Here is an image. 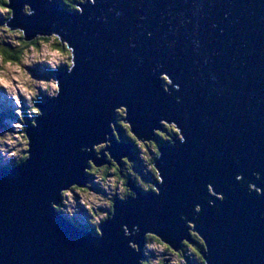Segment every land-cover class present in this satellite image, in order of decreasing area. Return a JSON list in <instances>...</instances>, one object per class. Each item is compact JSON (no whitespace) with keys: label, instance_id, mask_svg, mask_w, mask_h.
Segmentation results:
<instances>
[{"label":"water","instance_id":"1","mask_svg":"<svg viewBox=\"0 0 264 264\" xmlns=\"http://www.w3.org/2000/svg\"><path fill=\"white\" fill-rule=\"evenodd\" d=\"M22 3L36 15L17 14L11 24L29 34L59 30L76 59L70 75H53L59 96L38 105L30 159L0 169V264H136L120 225L179 240L185 230L177 213L187 217L194 204L208 264H264V0H96L79 16L41 0H12L17 10ZM160 71L179 85V104L160 91ZM119 104L134 128L150 133L157 120L174 121L185 142L160 145L159 195L132 187L136 200L116 202L96 240L48 202L64 182L86 180L81 164L92 157L77 149L104 136L109 110ZM131 149L112 142L109 152L131 158ZM253 171L261 177L258 198L232 181ZM205 183L224 193L218 213L200 200Z\"/></svg>","mask_w":264,"mask_h":264},{"label":"clouds","instance_id":"2","mask_svg":"<svg viewBox=\"0 0 264 264\" xmlns=\"http://www.w3.org/2000/svg\"><path fill=\"white\" fill-rule=\"evenodd\" d=\"M52 4L66 14L79 16L85 7H94L96 0H41L42 7ZM17 14L31 18L36 11L29 3L20 4L17 10L12 0H0V102L7 109L0 124V168L7 166L12 169L21 167L30 159L28 133L37 127L36 121L42 115L38 107L41 97L53 100L60 94V83L51 74L63 69L66 75H70L76 59L75 49L59 30L29 34L24 28L11 24ZM37 68L43 72H35ZM156 79L160 82L162 94L179 104L180 98L173 96L179 91V85L163 71L156 75ZM136 103L142 101L137 100ZM112 142L128 143L134 159L129 155L114 159L109 152ZM184 142L185 138L174 121L159 119L151 132L146 133L128 121L125 105H115L109 110L104 136L77 149L80 154L92 157L84 159L81 164L80 174L86 180L82 183L64 182L56 192V201H49L48 207L68 221L79 209L85 229H90L91 235L98 240L102 236L101 225L114 216V204L136 200L132 187L142 194L159 195L157 186L163 182L156 166L161 154L160 144L172 148ZM232 163L238 167L240 162L234 156ZM232 181L245 197L261 196V188L257 186L261 183L258 172L253 171L251 179L237 172ZM224 188L232 191L230 184L226 183ZM203 193L201 202L218 213L216 203L224 201V193L215 191L211 183L204 184ZM200 212V204H194L187 217L177 213V219L185 230L179 240L166 239L154 231H144L140 235L136 225H120L119 234L125 247L138 257L136 264H208L206 243L195 230ZM258 218L264 220V213ZM138 237L140 244L136 242ZM92 247H98L95 240Z\"/></svg>","mask_w":264,"mask_h":264},{"label":"rangeland","instance_id":"3","mask_svg":"<svg viewBox=\"0 0 264 264\" xmlns=\"http://www.w3.org/2000/svg\"><path fill=\"white\" fill-rule=\"evenodd\" d=\"M34 71H35V72H43V70H42V69H39V68L34 69ZM41 98H43V97H41ZM43 100H44V99H43ZM0 106H2V107L5 108V106H4V104H3L2 102H0ZM5 109H6V108H5ZM3 119H4V117L1 118V120H0V124L3 123ZM124 143H126V142H124ZM160 145H163V144H160ZM131 151H133V150L131 149ZM132 154H133V153H132ZM131 158L134 159V154H133V157H131ZM136 170H137V171L140 170V169H139V166H137V169H136ZM77 212L80 213V217H79V219H81V220H79V221L81 222V224H83V214H82L79 210H77Z\"/></svg>","mask_w":264,"mask_h":264},{"label":"trees","instance_id":"4","mask_svg":"<svg viewBox=\"0 0 264 264\" xmlns=\"http://www.w3.org/2000/svg\"><path fill=\"white\" fill-rule=\"evenodd\" d=\"M53 74H55V73H52L51 75H53ZM6 110L7 109H5L4 107H0V120H1L2 117H4ZM163 145H165V144H163ZM6 168H8V167L5 166L3 169H6ZM0 169H2V168H0Z\"/></svg>","mask_w":264,"mask_h":264},{"label":"flooded vegetation","instance_id":"5","mask_svg":"<svg viewBox=\"0 0 264 264\" xmlns=\"http://www.w3.org/2000/svg\"><path fill=\"white\" fill-rule=\"evenodd\" d=\"M131 152L133 153V151L130 150V154H131ZM133 154H134V153H133ZM133 154L131 155V157H133Z\"/></svg>","mask_w":264,"mask_h":264},{"label":"bare ground","instance_id":"6","mask_svg":"<svg viewBox=\"0 0 264 264\" xmlns=\"http://www.w3.org/2000/svg\"><path fill=\"white\" fill-rule=\"evenodd\" d=\"M3 169V168H2ZM80 225H81V223H80Z\"/></svg>","mask_w":264,"mask_h":264}]
</instances>
